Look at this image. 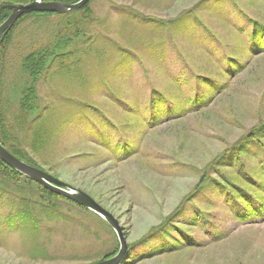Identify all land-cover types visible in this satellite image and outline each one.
<instances>
[{
    "label": "rangeland",
    "instance_id": "1",
    "mask_svg": "<svg viewBox=\"0 0 264 264\" xmlns=\"http://www.w3.org/2000/svg\"><path fill=\"white\" fill-rule=\"evenodd\" d=\"M212 1L90 0V16L77 10L24 18L0 50V113L7 146L20 147L33 167L92 197L118 219L126 243L146 239L168 220L175 226L168 223L172 239L164 241L156 233L135 248L134 259L147 255L134 264H264V215L242 224L238 217L244 209L238 201L227 205L216 184L224 178L242 180L241 174L262 169L258 162H264V148L256 145L246 155L236 152L247 135L264 128V55L240 53L250 39L248 19L264 24V0H222L221 8L208 10ZM7 3L0 0V7ZM236 5L245 16L234 12ZM219 17L243 26V33ZM191 25L199 32L205 26L232 54L239 51L242 70L223 75L215 56L208 57L194 35L189 38ZM60 38L70 41L65 56L51 62L38 81L39 113L19 126L15 93L24 80L22 60ZM161 41L169 54L164 70L146 49ZM176 54L186 60L180 63ZM218 54L225 55L223 50ZM185 63L225 81L205 108L151 130L142 116L123 110L124 103L146 102L154 87L169 89L174 76L186 80ZM102 116L122 128V122L128 123L126 134L136 153L118 161L102 147L101 137L112 131ZM39 135L45 145L33 150ZM17 183L0 174V264H89L118 253L115 232L99 216L48 198L37 183ZM25 207L32 215L24 225L17 211ZM6 219L12 228L4 229ZM174 242L182 248L153 257L163 251L161 245Z\"/></svg>",
    "mask_w": 264,
    "mask_h": 264
},
{
    "label": "trees",
    "instance_id": "2",
    "mask_svg": "<svg viewBox=\"0 0 264 264\" xmlns=\"http://www.w3.org/2000/svg\"><path fill=\"white\" fill-rule=\"evenodd\" d=\"M23 1V2H21ZM34 0H10V3L3 4L4 5H13L18 3L28 4ZM44 1H50V2H58L64 5H71L74 4L80 0H44ZM212 1V0H211ZM222 0H213L212 6L209 4L208 10H211L213 7L218 6ZM237 10L234 12H239L240 16H245L243 11L239 9V7L235 6ZM221 8V7H220ZM78 11H81L84 16H90L92 14V11L90 10L89 4L87 3L84 7L79 9ZM10 15V11L6 8H1L0 10V25L5 21V19L8 18ZM31 15H54L52 13H31L22 16L19 18V20L16 22V24L13 26V28L9 31H7L6 35L4 36L1 44H0V50L2 47H5L6 44L9 43L11 35L15 29V27L22 21L24 18L27 19V17ZM220 20L223 21V23H226L228 26L234 28L237 31H241L243 33V26L240 27L235 24H231L228 22V20L223 19L219 17ZM231 22V21H230ZM248 25L250 39L247 37L244 46L242 49L243 53L246 51L250 54L252 57L262 56L264 55V24L258 20L254 19H248ZM180 24V22H179ZM178 24V25H179ZM180 26V25H179ZM195 27L197 25H191L189 28L191 29L189 31V35L193 40L194 38H197L198 45H201L204 47V53L208 57H214L217 60L216 62L220 64L222 70V74L225 76H230V72L232 71H241L243 68V63H241L242 59H240L241 55L239 54V51H237V54H232L226 46H224L220 40L215 37L209 29H206L205 26H201L202 31H195ZM180 34H176V36H179ZM194 35V36H193ZM193 36V37H192ZM173 41V36L170 37ZM69 39L60 38L55 44L52 46L43 49L39 52H33L26 56H24L21 64V76L23 77V81H20V85L16 90H14V93L16 94V99L18 100V108L20 109V115L18 116L17 123L19 126H21L22 123H26L27 120L30 118H33L36 116L39 112V99H38V93H37V86L39 84L38 81H40V78H42V73L45 69H47L51 62L54 60H59L60 56H65L64 51L67 45L69 44ZM155 41V40H154ZM154 42H151L149 45L147 43L146 49L148 52H151V59L153 62L158 64V69L164 70V65L166 63V60L169 57V54L165 51V45L164 42L161 41L159 45H155ZM245 48V49H244ZM218 50H223L225 55L223 57H220L218 54ZM177 59L180 61V63H183L186 59L183 61V57L178 56L176 54ZM131 55H126V58H130ZM188 64L185 63L183 65V73L186 74V80H181L173 77V81L168 83L169 89L164 88H158L154 87L151 89L150 92V98L144 102L143 104H137L135 106L124 103L126 105V109H123L129 116L136 117L137 115H140L143 117V120L147 124L148 130L153 129L152 127L158 126L162 123L168 122L170 120L172 121H178L185 115L189 113H195L201 108H205L208 104H210L211 99L219 96L222 92L223 86L225 81H222L220 79L215 78L213 75H204L203 73H199L193 68L192 66H187ZM61 65L59 64L58 71L60 70ZM49 69H47L48 71ZM166 70V69H165ZM46 71V70H45ZM166 79H168L167 75H164ZM171 79V78H170ZM171 84V85H170ZM14 94V95H15ZM104 124L106 126H109L111 133L109 134L108 131L106 134L109 135H103L100 139V142L102 144V147L104 149L110 150L114 155L115 159L118 161L126 160L130 156H132L134 153H136V145L133 144V138L130 136H127L126 134V122L124 123V128H122L117 123H113L112 121H109L107 118L103 117ZM137 118V117H136ZM138 119V118H137ZM141 121V120H140ZM142 122V121H141ZM21 123V124H20ZM100 122V124H102ZM126 123V124H125ZM5 130V123L3 120V116L0 113V142L7 149L8 152H10L13 156H15L17 159L27 163L28 165L34 166L35 162L30 157L26 151L22 150L20 147H13V146H7L6 141L7 137L2 136L4 134ZM118 130V131H116ZM3 131V133H2ZM40 136V135H39ZM40 140L33 138L34 143L31 145L33 146V150H38V147H41L42 145H45V138H41ZM264 128H262L260 131L258 130L255 133H251L247 135L246 140L242 144V146H239L237 148V153L240 155H246V149L252 147V145H256L258 150L260 151L261 148H264ZM17 146V145H15ZM42 148V147H41ZM256 148V149H257ZM263 150V149H261ZM235 152V153H236ZM233 155H235L233 153ZM262 155H264L262 153ZM262 169H259L261 168ZM258 169L255 171H248L244 174V178L242 180H228L224 178V182L220 180V182L216 181L217 188L219 189L220 193L223 194L224 201L227 203V205H230L233 201L237 202L238 206H242L241 208L244 209L243 216L241 215L238 217L240 219V222L242 224H245L248 219H254L258 218L262 215H264V183L262 182V178H264V162L261 163V161L258 162ZM0 174L2 175V178L7 181H13L18 182L17 184H21L24 182H27L29 184L33 183L31 180L25 178L21 175V173L15 172L13 169L7 167L2 161H0ZM22 180L24 182H22ZM239 180V181H238ZM35 184V183H33ZM36 185V184H35ZM38 191L45 196H47L50 199H62L66 202H69L71 204H74L73 202L60 197V195H55L54 193L48 191L47 189L41 187L40 185H37ZM24 204V203H23ZM26 205V204H25ZM76 205V204H74ZM76 207H79L76 205ZM80 209L86 211V209L79 207ZM18 216L17 218L20 220L19 222H22L24 225L26 223H29L32 212L27 207L23 208L22 210L17 211ZM180 213V212H179ZM244 216H248L247 219L244 218ZM11 219V217H10ZM10 219H6V228L11 227ZM194 222V225H196L197 221L192 220ZM170 220L167 222L161 224L159 228L155 229L153 232L148 234L147 238L141 239L137 242L133 243H127V252L124 255L125 257L119 264H134L135 262H140L141 258L146 257L147 253L141 254V256L138 257V259H134L132 257V252L135 248L138 246L146 245L147 241L152 238L156 233L162 238V240L166 239H172L173 238V230H170L171 228H175L173 224H170ZM168 223L170 224L168 227ZM173 226V227H172ZM12 228V227H11ZM24 228H28L26 225ZM124 238H126L125 231ZM164 240V241H165ZM169 243V241H168ZM166 244L161 245L160 250L158 252L152 253L153 257L159 256L162 254H167L171 252H176L180 248H182L181 245L176 244ZM181 244V243H179ZM183 244V243H182ZM118 252V250H117ZM151 257V256H149ZM131 259V261H129Z\"/></svg>",
    "mask_w": 264,
    "mask_h": 264
},
{
    "label": "water",
    "instance_id": "3",
    "mask_svg": "<svg viewBox=\"0 0 264 264\" xmlns=\"http://www.w3.org/2000/svg\"><path fill=\"white\" fill-rule=\"evenodd\" d=\"M90 0H80L71 5H64L58 2H50L44 0H34L28 4H13V5H4L0 7L6 8L10 11V15L7 19L0 25V44L6 35L7 31L11 30L16 22L22 16L31 13H52V14H64L77 11L84 7ZM0 161H2L7 167L13 169L15 172L21 173L25 178L37 183L41 187L47 189L48 191L54 193L55 195H60L74 204L82 207L88 211L93 212L100 219L105 221L108 226L111 228V231H114L119 243V251L113 258L106 261L98 263H89V264H119L124 255L127 252V243L126 238H124L123 229L117 218L114 217L110 212L104 209L102 206H99L92 197L84 193V191L74 188L69 184L61 182L60 180L50 176L49 174L37 169L27 163L17 159L10 152H8L0 142Z\"/></svg>",
    "mask_w": 264,
    "mask_h": 264
}]
</instances>
